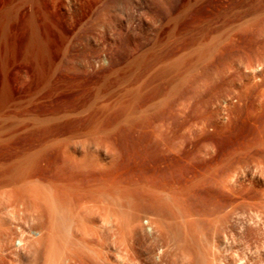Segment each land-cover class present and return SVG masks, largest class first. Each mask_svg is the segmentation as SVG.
Here are the masks:
<instances>
[{
  "label": "rangeland",
  "instance_id": "rangeland-1",
  "mask_svg": "<svg viewBox=\"0 0 264 264\" xmlns=\"http://www.w3.org/2000/svg\"><path fill=\"white\" fill-rule=\"evenodd\" d=\"M263 133L264 0H0V264H264Z\"/></svg>",
  "mask_w": 264,
  "mask_h": 264
},
{
  "label": "bare ground",
  "instance_id": "bare-ground-1",
  "mask_svg": "<svg viewBox=\"0 0 264 264\" xmlns=\"http://www.w3.org/2000/svg\"><path fill=\"white\" fill-rule=\"evenodd\" d=\"M245 24H246V23H240V24H238V26L236 27V30L241 32V30H243L244 27H246V26H244ZM245 29H246V28H245ZM237 31H235V32H237ZM238 33H239V32H238ZM232 41H235V44L230 45V46H232V47H231V50H232V49H233V50L235 49V52L238 51V50H240V46H239V44H240V40H239V38L233 39ZM233 50H232V51H233ZM229 51H230V50H229ZM230 54H231V53H230ZM221 61L223 62V64L226 63L225 66H227V67L230 65V66L227 68V67H224L223 64L221 63L222 66H223V69H224V71H223L222 68H221V70H222L223 72H225V71H227V70H228V71H229V70H230V71L232 70L233 72L236 71L235 68H233L234 66H231L230 63H229V64L227 63V57L225 58V55H222V56H221ZM228 62H229V61H228ZM221 64H220V65H221ZM232 65H233V64H232ZM226 68H227V69H226ZM225 69H226V70H225ZM238 69H239V68H238ZM238 69H237V70H238ZM228 71H227V72H228ZM232 71H231V72H232ZM231 72H230V73H231ZM233 72H232V73H233ZM230 73H229V75H230ZM226 74H228V73H226ZM237 74H239V73H237ZM235 75H236V73H235ZM225 76H226V75H225ZM226 77H229V76H226ZM226 77H225V78H226ZM261 134H262V133H261ZM261 134L259 135V137L261 136ZM263 134H264V133H263ZM263 138H264V137H263ZM263 138H262V140L264 141ZM260 140H261V137H260L259 141H260ZM262 140L260 141V145H261L262 143H264V142H262ZM261 142H262V143H261ZM101 144H102V143H101ZM96 145H97V144H96ZM102 146H103V145H102ZM99 147H100V146H99ZM99 147H98V148H99ZM87 148H89V147H87ZM98 148H97V149H98ZM103 148L105 149V147H103ZM95 149H96V147H95ZM100 149H102V148H100ZM97 151H98V150H97ZM107 151H109V150H107ZM105 152H106V150H105ZM86 153H87V152H86ZM97 153H98V152H97ZM110 153H112V152L110 151ZM110 153H109V154H110ZM109 154H108V155H109ZM109 156H111V157L108 158L107 160H110L111 158H113L112 155H109ZM109 156H107V157H109ZM68 157H69V156H68ZM72 157H73V156H72ZM70 158H71V156H70ZM82 159H84V158H82ZM82 159H81V160H82ZM62 160H63V161H62V163H63V162L65 161V159H62ZM72 160H73V165H74V158H73ZM78 160H79V159H78ZM112 160H113V159H112ZM70 162H71V161H69V164H70ZM75 162H76V159H75ZM80 162H81V161H80ZM99 162H100V161H99ZM99 162H98V163H99ZM34 163H35V162H34ZM34 163H33V164H34ZM62 163H61V165H62ZM64 163H65V162H64ZM66 163H67V162H66ZM81 163H82V162H81ZM109 163H111V160L109 161ZM109 163L107 162L106 165L109 164ZM112 163H113V162H112ZM112 163H111V165H112ZM91 164H92V163H91ZM91 164H88V165L90 166ZM113 164H114V163H113ZM61 165H60V166H61ZM64 165H65V164H64ZM73 165H72V166H73ZM75 165H76V164H75ZM75 165H74V166H75ZM96 165H97V164H96ZM62 166H63V165H62ZM68 166H69V165H68ZM68 166H67V164H66V168H68ZM72 166H70V167H72ZM74 166H73V167H74ZM78 166H79V165H78ZM78 166H77V169H78ZM81 166H84V165L82 164ZM97 166H98V165H97ZM109 166H110V165H109ZM31 167H32V166H31ZM31 167H30V168H31ZM73 167H72V169H71V168H69V169L73 170ZM75 167H76V166H75ZM79 167H80V166H79ZM84 167H85V166H84ZM84 167H82V168H84ZM94 167H95V165H94ZM99 167H100V166H99ZM102 167L104 168V166H102ZM105 167H106V166H105ZM63 168H64V167H63ZM87 168L89 169L90 167H87ZM95 168H96V167H95ZM108 168H109V167H108ZM108 168H107V169H108ZM110 168H111V167H110ZM110 168H109V169H110ZM113 168H114V167H113ZM32 169H33V167H32ZM60 169H61V168H60ZM75 169H76V168H75ZM75 169H74V172H76ZM79 169H80V168H79ZM84 169H85V168H84ZM14 170H15V169H14ZM64 170H66V169H64ZM94 170L96 171V169H94ZM98 170H99V169H98V167H97V171H98ZM104 170H106V169H104ZM104 170H103V171H104ZM111 170H112V169H111ZM111 170H110V171H111ZM12 171H13V170H12ZM16 171H19V170L16 169ZM16 171H13V173L16 172ZM26 171H27V170H26ZM66 171H68V170H66ZM80 171L82 172L83 170L81 169ZM80 171H79L78 173H80ZM91 171H92V170H91ZM99 171H100V170H99ZM106 171H108V170H106ZM24 172H25V171H24ZM74 172L72 171V174H73ZM111 172H112V171H111ZM13 173H12V174H13ZM16 173H17V172H16ZM20 173H21V171H20ZM30 173H31V170H30ZM30 173H28V176H29ZM32 173H33V171H32ZM66 173L71 174L70 172H66ZM101 173H102V170H101L100 174H101ZM107 173H108V172H107ZM14 174H15V173H14ZM18 174H19V173H18ZM18 174H17L16 176H17L18 178H21L20 176L22 175V173L20 174V176H18ZM26 174H27V173H26ZM69 174H67V175H69ZM108 174H109V173H108ZM23 175H24V173H23ZM76 175H77V172H76ZM79 175H80V174H79ZM101 175H103V174H101ZM14 176H15V175H14ZM16 176H15V177H16ZM77 176H78V175H77ZM23 177H25V175H24ZM70 177H71V175H70ZM103 178H105V177H103ZM106 178H107V177H106ZM26 179H27V178H26ZM6 180H7V179H6ZM6 180H5V181H6ZM13 180H14V177H13ZM19 180H20V179H19ZM3 181H4V180H3ZM10 181H12V180L10 179ZM10 181H9V182H10ZM15 181H16V180H14L13 182H15ZM25 181H27V180H25ZM1 182H2V181H1ZM7 182H8V181H7ZM7 182H5V183H6V184H9V183H7ZM23 182H24V181H23ZM23 182H21V184H22ZM5 183H3V184L6 186ZM18 183H19V182H18ZM0 185H2V184H0ZM12 185H15V186H16V185H18V184H17V183H16V184H13V183H12L11 186H12ZM8 186H9V185H7V187H5V188H8ZM2 187H3V186H1L0 190L2 189ZM18 187H20V184H19ZM10 188H11V187H10ZM142 188H143V189H142L143 191L141 190L140 193H141V192H144L145 186L142 187ZM16 189H17V187H15V193H14V194H12V193H13L12 191H14V190L10 189V191L12 190V191H11V192H12V193H11L12 195H15V194H16V192H17ZM3 190H5V189H3ZM1 191H2V190H1ZM18 191H19V190H18ZM137 191H138V190H137ZM3 192H4V191H3ZM135 192H136V191H135ZM138 192H139V191H138ZM136 193H137V192H136ZM2 195H3V194H2ZM2 195H1V196H2ZM16 195L18 196V193H17ZM136 195H137V194H136ZM140 195H141V194H140ZM17 196H16V197H17ZM143 196H145V195H143ZM16 197H15V198H16ZM134 197H135V196H134ZM137 197H139V196H137ZM140 197H142V195H141ZM143 198H144V202H145V201H146V198H145V197H143ZM143 198H142V199H143ZM3 199H4V198L0 199V201L3 200ZM10 199L12 200V201H10L11 203H12L13 201L15 202V200H17V198H16L15 200H13L12 198H10ZM135 199L138 200V198H136V197H135ZM139 199L141 200V198H139ZM6 201H8V200H6ZM133 201H134V198H133ZM2 202H4V201H2ZM10 202L8 203V204H9L8 206L11 205ZM140 202H141V201H140ZM142 202H143V201H142ZM16 203H17V201H16ZM6 204H7V202L5 203V205H6ZM12 204H13V203H12ZM0 205H1V202H0ZM16 205H17V204H16ZM236 205H237V204H236ZM3 206H4V203H3ZM3 206H2V209H3ZM6 206H7V205H6ZM136 206H137V205H136ZM233 206H235V205H233ZM237 206H238V208H236V209H239V207H241V206H239V204H238ZM237 206H236V207H237ZM14 207L16 208L17 206H14ZM14 207H13V209H15ZM4 208H5V207H4ZM7 208H8V207H7ZM7 208H6V209H7ZM136 208H138V206H137ZM233 208H235V207H233ZM10 209H12V208H10ZM13 209H12V211H11L12 214H13ZM236 209H234V212H233L234 214H235L236 211H238V210H236ZM240 209H241V208H240ZM0 210H1V209H0ZM241 210H242V209H241ZM3 211H4V210H3ZM14 211H15V210H14ZM16 211L18 212V210H16ZM41 211H42V210H41ZM43 211H44V210H43ZM50 211H52V210H50ZM136 211H137V210H136ZM230 211H231V209H230ZM232 211H233V210H232ZM133 212H135V210H134ZM1 213H2V212H1ZM3 213H4V212H3ZM3 213H2V215H3ZM15 213H16V212H15ZM36 213L38 214V213H41V212L38 211V212H36ZM46 213H47V212H46ZM54 213H55V212H54ZM111 213H112V214L114 213V218H115V216H116L117 214H116L115 212H111ZM136 213L139 215L138 212H135V214L133 213V215H137ZM237 213H238V212H236V214H237ZM17 214H18V213H17ZM17 214H16V215H17ZM44 214H45V212L43 213V217L46 215V214H45V215H44ZM115 214H116V215H115ZM9 215H10V214H9ZM9 215H8V216H9ZM51 215H53V213H52V214L49 213V217H50ZM56 215H57V214H56ZM131 215H132V214H131ZM11 216H12V215H11ZM11 216H10V217H11ZM37 216L39 217V215H37ZM40 216H41V215H40ZM46 216L48 217V214H47ZM110 216H111V215H110ZM110 216H109V218H110ZM112 216H113V215H112ZM235 216H236V215H235ZM238 216H239V213H238ZM0 217H1V214H0ZM35 217H36V216H35ZM35 217H34V218H35ZM41 217H42V216H41ZM41 217H39V218L36 217L35 219L37 220V219H40ZM57 217H58V216H57ZM116 217H117V216H116ZM129 217H130V216H129ZM129 217H128V220L133 218V216L130 217V218H129ZM134 217H135V216H134ZM1 218H3V216H2ZM11 218H12V217H11ZM14 218H15V217H14V215H13V218H12V219H14ZM112 218H113V217H112ZM114 218L112 219V222H113ZM138 218L140 219L139 216H137V219H138ZM41 219H42V218H41ZM41 219H40V220H41ZM45 219H46V218H44V219H42V220H45ZM48 219H49V218H47V220H48ZM53 219L56 220L54 217H52V220H53ZM116 219H117V218H115V220H116ZM133 219H134V218H133ZM137 219H135V220H137ZM139 219H138V220H139ZM1 220H2V219H1ZM40 220L38 221L37 224H39ZM47 220H46V221H47ZM49 220H51V217H50ZM49 220H48V222L51 223L52 220H51V222H50ZM54 220H53V221H54ZM2 221H4V220H2ZM107 221H108V219H107ZM48 222H47L46 224H48ZM128 222H129V221H128ZM224 222H225V221H224ZM224 222H223V223H224ZM1 223H2V222H0V224H1ZM44 223H45V221H44ZM44 223H43V221H42V223H41V225H40L39 227L41 228L42 224L44 225ZM71 223H72V224H71ZM115 223H117V222L115 221ZM115 223H114V224H115ZM135 223H136V222H133V220H131V222H129V224H131V225H132V224H135ZM37 224H36V226H38ZM51 224H52V223H51ZM51 224H50V225H47L48 227L50 226V227H49V228H50V231H48V233H45V234L42 233L44 230H43V231L41 230L40 232H37V234H36V235H38V238H36L37 241L35 240L36 242H34V245H32V246L30 245L29 247H32V248H33V247H34V248L38 247V248L40 249L41 247L43 248L44 246H45V247L48 246V249L50 248V247H49V243L51 242V239H50V238H53V237H54L53 235H52V237H51V234H54V233H51V232H52V231H51V228H52V225H51ZM69 224H70V225H69ZM69 224H67L69 227H67V225L65 226V227H66V229H65L66 234L69 233V231H75V230H76V229H75V230H73V229L70 230V229H69L70 226H72V228H76V227H73L74 222H69ZM221 224H222V223H221ZM225 224H227V223L225 222ZM225 224H223L222 226H224ZM53 225H54V222H53ZM74 225H76V224H74ZM108 225H109V224H108ZM111 225H112V224H111ZM111 225H110V226H111ZM45 226H46V225H45ZM129 226H130V225H129ZM132 226H133V225H132ZM132 226H130V227H131L130 229H132V232H133V230H134V229H137V228H135V226H133V228H132ZM225 226H226V225H225ZM53 227H54L53 229H54V231H55V226H53ZM136 227H137V226H136ZM220 227H221V226H220ZM40 228H39V229H40ZM42 228H43V226H42ZM46 228H47V227H46ZM223 228H227V226H226V227H223ZM223 228H222V229H223ZM231 228H232V227H231ZM39 229H38V230H39ZM43 229H45V227H44ZM227 229H228V228H227ZM45 230H49V229L47 228V229H45ZM78 230H79V229H78ZM54 231H53V232H54ZM56 231H58V230L56 229ZM61 231H64V227H63V230H60V232H61ZM65 231H64V234H65ZM137 231H138V229H137ZM135 232H136V230H135L133 233H135ZM222 232H223V230H222ZM225 232H226V231H225ZM229 232H230V231H229ZM229 232H228V233H229ZM49 233H51V234L49 235ZM56 233H57V232H56ZM58 233H59V231H58ZM58 233H57V234H58ZM62 233H63V232H62ZM62 233H61V234H62ZM73 233H74V232H73ZM75 233H76V232H75ZM223 233H224V232H223ZM231 233H232V232H231ZM136 234H137V233H136ZM72 235H73V234H72V232H71V236H72ZM48 236H50V237H49L50 241H48ZM66 236H67V235H66ZM69 236H70V235H69ZM234 236H235V235H234ZM58 237H59V235H58ZM60 237H62V236H60ZM60 237L58 238V240H59V247H56V246H55V249H57V251H56V250H53V251H55V252H59V251H60V248H61V250L64 248L65 250H62V251H65V253H66L67 249H66L65 247H67L69 244H68L67 246H65V247H64V245H66V244H63V245L60 244V240L62 239V238H60ZM72 237H73V236H72ZM53 239H54V238H53ZM55 239H56V238H55ZM55 239H54V240H55ZM234 239H235V237H234ZM58 240H57V241H58ZM62 240H63V239H62ZM62 240H61V241H62ZM230 240H231V239H230ZM57 241H56V242H57ZM64 241H65V240H64ZM224 241H225V240H224ZM231 241H232V240H231ZM32 242H33V241H32ZM32 242H29V244L32 243ZM62 242H63V241H62ZM67 242H69V243L71 242V243H70V244H71L70 247H71L72 244H73L72 240H71V241L68 240ZM53 243H55V241H53L52 243H50V246H51V244H53ZM226 243H227V242H226ZM233 243H235V242H233ZM32 244H33V243H32ZM57 244H58V242H57ZM74 244H75V243H74ZM74 244H73V246H76V244H75V245H74ZM224 244H225V242H224ZM228 244H230V243H228ZM55 245H56V243H55ZM230 245H231V244H230ZM230 245H229V246H230ZM232 245H233V244H232ZM53 246H54V245H53ZM57 246H58V245H57ZM60 246H63V247H60ZM217 246H219V245H217ZM225 246H226V245H224V247H225ZM29 247H28V248H29ZM45 247H44V249H46ZM211 247H212V246H211ZM224 247H223V248H224ZM230 247H231V246H230ZM232 247H233V246H232ZM34 248H33V250H34ZM38 248H37V250H39ZM42 248H41V249H42ZM51 248H53V247H51ZM51 248H50V249H51ZM67 248H68V247H67ZM217 248L219 249L220 247H217ZM217 248H216V249H217ZM226 248H227V247H226ZM235 248L238 249L237 247L234 246V249H235ZM48 249H47V251H46V250H45V251L49 253V252H50V249H49V250H48ZM53 249H54V248H53ZM216 249H215V250H216ZM227 249H229V248H227ZM232 249H233V248H232ZM58 250H59V251H58ZM213 250H214V247H213ZM30 251L32 252V249H31ZM42 251H44V250H42ZM45 251H44V252H45ZM162 251H163V250H162ZM223 251H224V250H223ZM225 251H226V250H225ZM228 251H230V250H228ZM237 251H238V250H237ZM31 252H30V253H31ZM35 252H36V251L34 250V253H33V254H35ZM46 252H45V253H46ZM60 252H61V251H60ZM164 252H165V251H164ZM213 252H214V251H213ZM217 252H218V253H219V252L221 253L222 251H218V250H217ZM217 252H216V254H217L216 256H219ZM226 252H227V251H226ZM231 252H232V251H231ZM249 252H250V250H249ZM36 253H37V252H36ZM48 253H47V255L49 256V259H48V256L46 255L47 257L45 258V259H46V262H45V263H47V264H62L63 259H61V258H62V255L64 254L63 252H62V253H59V254H60L59 257H57L58 254H56V256L53 254L56 258H54V257L52 256V254H51V253H52V250H51V253H50L51 256H50V254H48ZM209 253L212 254L211 251H210ZM209 253H208V254H209ZM220 253H219V254H220ZM222 253H224V252H222ZM222 253H221V254H222ZM251 253H252V252H251ZM251 253H250V254H251ZM61 254H62V255H61ZM161 254L163 255L164 253L161 252ZM211 254H210V255H211ZM213 254H215V253H213ZM213 254H212V255H213ZM229 254H230V252H229ZM233 254H234V251H233ZM233 254H231V255H233ZM235 254H236V253H235ZM240 254H242V252H241ZM240 254H239V255H240ZM250 254H248V255H250ZM222 255H223V254H222ZM237 255H238V253L235 255V257H236ZM248 255L246 256L247 258H249L250 256H252V254H251L249 257H248ZM253 255H255V254L253 253ZM256 255H258V254H256ZM259 255H260V254H259ZM259 255H258V258H260V259H258V260H260L261 263H264V262H262L263 260H261V259H263V258H262L263 256L259 257ZM160 256H161V255H160ZM208 256H209V255H207L206 257H208ZM213 256H214V255H213ZM213 256H211V257H209V258H206L205 256H204V257H205L206 260H207V259L209 260L210 258H213ZM228 256H230V255H228ZM244 256H245V254H244ZM60 257H61V258H60ZM220 257H221V256H220ZM220 257H219V258H220ZM242 257H243V256H242ZM246 257H245V258H246ZM253 257H254V256H252V259H253ZM57 258H59L60 260L57 259ZM200 258H201V259H200ZM200 258H199L200 260L203 259L202 256H201ZM214 258H216V257H214ZM221 258H222V257H221ZM221 258H220V260H221ZM229 258H231V257H229ZM239 258H240V257H239ZM256 258H257V257H256ZM78 259H80V258H78ZM223 259H224V258H223ZM225 259H227V258H225ZM233 259H234V258H233ZM237 259H238V257H237ZM243 259H244V258H243ZM243 259H242V260H243ZM250 259H251V258H249V259H247L246 261H244V262H245L244 264H257V263H255V260H256L255 258H254L255 260H252V261H251ZM47 260H48V261H47ZM206 260H205V261H206ZM213 260H214V259H213ZM213 260L210 259L209 261L212 262ZM215 260H216V259H215ZM215 260H214V263H217V262H215ZM231 260H232V259H231ZM231 260H228L227 264H228L229 261H231ZM240 260H241V258H240ZM81 261H82V260H79V261H77V263L80 264ZM217 261H218V260H217ZM233 261H234V260H233ZM235 261H236V259H235ZM237 261H239V260H237ZM253 261H254V263H253ZM200 262L203 263V260L200 261ZM220 262H221V261H220ZM223 262H224V261H223ZM241 262H242V261H241ZM256 262H257V261H256ZM45 263H44V264H45ZM81 263H82V262H81ZM207 263H209V262L207 261ZM212 263H213V262H212ZM214 263H213V264H214ZM218 263H219V262H218ZM233 263H234V262H233ZM233 263H232V264H233ZM236 263H237V262H236ZM238 263H239V262H238ZM209 264H210V263H209ZM219 264H220V263H219ZM224 264H225V263H224ZM229 264H230V263H229ZM239 264H240V263H239ZM241 264H242V263H241ZM258 264H259V263H258Z\"/></svg>",
  "mask_w": 264,
  "mask_h": 264
}]
</instances>
